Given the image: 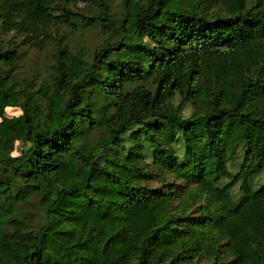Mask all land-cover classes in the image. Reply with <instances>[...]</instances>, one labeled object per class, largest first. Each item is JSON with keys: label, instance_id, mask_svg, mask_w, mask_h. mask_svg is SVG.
Instances as JSON below:
<instances>
[{"label": "trees", "instance_id": "trees-1", "mask_svg": "<svg viewBox=\"0 0 264 264\" xmlns=\"http://www.w3.org/2000/svg\"><path fill=\"white\" fill-rule=\"evenodd\" d=\"M0 118V264H264V0H0Z\"/></svg>", "mask_w": 264, "mask_h": 264}, {"label": "rangeland", "instance_id": "rangeland-1", "mask_svg": "<svg viewBox=\"0 0 264 264\" xmlns=\"http://www.w3.org/2000/svg\"><path fill=\"white\" fill-rule=\"evenodd\" d=\"M113 9L118 8L120 0H109ZM79 7L88 15L95 14L98 9L92 4L81 3ZM55 42H51L43 50L35 48H23L22 56L17 62L15 70L19 77L36 79L39 84L49 81L52 72V64L55 45H67L74 52H84L88 58L92 52L103 44L105 36L98 25L81 21L78 30H72L67 26L54 28ZM9 67L7 66L6 69ZM189 110V109H188ZM20 113L18 108L9 107L5 110L6 116H15ZM1 120V118H0Z\"/></svg>", "mask_w": 264, "mask_h": 264}]
</instances>
